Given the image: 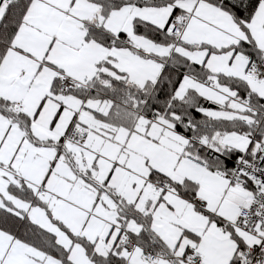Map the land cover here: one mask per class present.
<instances>
[{
    "label": "snow or ice",
    "instance_id": "obj_1",
    "mask_svg": "<svg viewBox=\"0 0 264 264\" xmlns=\"http://www.w3.org/2000/svg\"><path fill=\"white\" fill-rule=\"evenodd\" d=\"M0 264H264V0H0Z\"/></svg>",
    "mask_w": 264,
    "mask_h": 264
}]
</instances>
